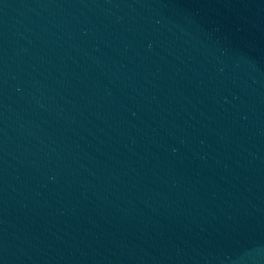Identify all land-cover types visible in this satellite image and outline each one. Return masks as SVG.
Instances as JSON below:
<instances>
[{
  "label": "water",
  "instance_id": "water-1",
  "mask_svg": "<svg viewBox=\"0 0 264 264\" xmlns=\"http://www.w3.org/2000/svg\"><path fill=\"white\" fill-rule=\"evenodd\" d=\"M0 264H264V0H0Z\"/></svg>",
  "mask_w": 264,
  "mask_h": 264
}]
</instances>
